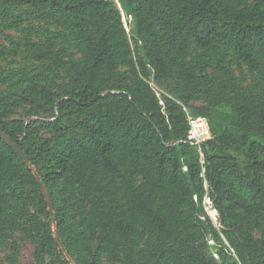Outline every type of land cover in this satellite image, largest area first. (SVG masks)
Listing matches in <instances>:
<instances>
[{
    "label": "trees",
    "instance_id": "1",
    "mask_svg": "<svg viewBox=\"0 0 264 264\" xmlns=\"http://www.w3.org/2000/svg\"><path fill=\"white\" fill-rule=\"evenodd\" d=\"M119 1L130 37L113 0H0L10 29L47 18L85 53L62 62L52 30L28 26L41 40L26 43L30 59L51 65L0 92V130L38 172L66 253L34 170L1 138L0 251L11 243L17 254L20 231L34 264H264V90L235 91L226 65L263 69L264 0ZM193 47L206 56L192 58ZM10 53L0 48V58ZM57 62L69 83L55 92ZM200 96L205 105L189 104ZM25 107L54 119L13 120ZM186 107L209 121L201 150L186 142Z\"/></svg>",
    "mask_w": 264,
    "mask_h": 264
},
{
    "label": "rangeland",
    "instance_id": "2",
    "mask_svg": "<svg viewBox=\"0 0 264 264\" xmlns=\"http://www.w3.org/2000/svg\"><path fill=\"white\" fill-rule=\"evenodd\" d=\"M116 7L120 10L124 26L129 34L131 29V18H127L122 10V5L119 0H113ZM32 25L34 28L50 29L52 30L53 36V47L54 50L60 55V61H81L84 57V48L76 40V36L73 32L69 33L63 30L58 24H54L47 18H40L29 21L22 25L18 30L10 29L4 22L0 20V48H8L11 53L8 56L0 58V92L5 94L11 92L12 90L18 88L21 82L25 81L29 76L38 74L42 70L43 65H51L50 63H38L30 59L27 53L26 43L29 41L39 43L40 39L29 34L28 26ZM18 45V50L15 49V45ZM130 44L132 49L136 53V47L134 40L130 39ZM141 45V43H139ZM16 50V51H15ZM15 52H17L15 54ZM205 55L204 51L192 48V58L197 56L202 57ZM227 68L233 73L235 77V86L233 89L239 93L242 92H253L255 94L261 93L264 90V66L259 72H252L243 64L231 61L230 58L226 59ZM209 70V75L217 80H221L218 77V71L214 67ZM56 72V73H55ZM120 74L122 77H130V70L125 65L120 66ZM54 91L58 92L61 86H65L69 83L67 73L61 67V63L54 64ZM226 81H222L225 83ZM151 86L157 92H163L172 97V93L175 92V86L164 84L155 85L151 83ZM186 96H188L186 94ZM207 99L200 96L196 99L190 100L189 104L192 106L205 105ZM182 103V102H180ZM187 112L189 109L186 107ZM55 114V113H54ZM53 113H48L41 111L38 114H34L30 111V108L25 107L17 111V113L12 117L13 120H23L26 123H32L39 121L41 123H47L54 119ZM42 135L46 138L51 135L48 132H42ZM213 215L215 211L211 212ZM13 241L17 244L18 253L14 254L12 244L10 243L5 248L0 251V259L2 263H5L8 257H14L17 264H34V246L32 245L29 237L17 231L13 236ZM72 264V263H71ZM103 264H112L108 259L103 258Z\"/></svg>",
    "mask_w": 264,
    "mask_h": 264
},
{
    "label": "built area",
    "instance_id": "3",
    "mask_svg": "<svg viewBox=\"0 0 264 264\" xmlns=\"http://www.w3.org/2000/svg\"><path fill=\"white\" fill-rule=\"evenodd\" d=\"M187 120L189 124V130L186 138V142L198 146L199 149L201 148L210 140L213 139V134L210 128L209 121L203 117H195L190 113H187ZM203 157V154L201 153ZM206 211L212 218L215 224L218 221V213L213 207V203L209 197H206L204 202ZM215 211L213 215L211 212Z\"/></svg>",
    "mask_w": 264,
    "mask_h": 264
},
{
    "label": "water",
    "instance_id": "4",
    "mask_svg": "<svg viewBox=\"0 0 264 264\" xmlns=\"http://www.w3.org/2000/svg\"><path fill=\"white\" fill-rule=\"evenodd\" d=\"M0 138L2 140H4L6 142V144L8 146H10L23 159V161L30 166V168L32 170H34V167L29 163V160H28L26 154L11 140V138L8 135H6L1 130H0ZM34 174H35L38 182L40 183V185L42 186V188H43V190L45 192V196H46V199H47V202H48V205H49V213H50L51 219H52V221L54 223L55 239H56L58 245L60 246V248L66 253L65 248L63 246V243H62V241L60 239L59 233L57 231V227H56V216H55V213L53 211V207L51 205V202H50V199H49V195H48L47 189L44 186V184H43V182H42V180H41V178H40V176H39V174H38V172L36 170H34ZM68 260L72 264H74V262L72 261V259L69 256H68Z\"/></svg>",
    "mask_w": 264,
    "mask_h": 264
}]
</instances>
